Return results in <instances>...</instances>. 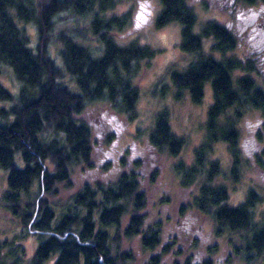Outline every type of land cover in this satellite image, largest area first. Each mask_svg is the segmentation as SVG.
Here are the masks:
<instances>
[{"label":"trees","instance_id":"obj_1","mask_svg":"<svg viewBox=\"0 0 264 264\" xmlns=\"http://www.w3.org/2000/svg\"><path fill=\"white\" fill-rule=\"evenodd\" d=\"M120 2L0 0V62L10 67L19 82L15 93L0 82V170L7 183L2 197L18 215L22 231L38 236L31 264H43L51 254H56L52 264H76L80 259L82 264H121L130 256L118 252L120 237L137 236L148 251L161 242V221L149 222L142 212L146 196L140 169L147 158L142 151L129 157L130 166L123 159L118 161L120 168L126 166L114 182H83L62 203L51 200L60 183L70 184L74 166L93 167L92 128L79 116L88 103H107L127 121L137 116L139 89L133 79L141 62L149 61L155 50L134 38L124 42L116 38L131 25L128 11L107 13ZM160 2L155 25L178 21L179 48L192 54L185 67H169L177 95L185 90L198 103L206 81L212 90L203 137L192 150L191 162L173 164L181 188H195L179 209L184 216L191 210L207 214L215 236L225 230L241 231L242 245L233 244L228 263L233 262L231 257H239L245 264H264V209L257 210L262 197L250 188L240 202L226 203L228 189L216 181L221 172L219 161L210 157L213 144L225 142L232 181L240 179L243 165L251 166L242 164L237 121L241 107H254L264 117V89L247 72L249 62L245 69L238 57L225 55L237 43L225 26L208 19L200 31H194L196 14L187 0ZM202 36L211 38L210 50L218 58L202 51ZM238 68L246 71L233 80L232 72ZM257 136L262 138L259 131ZM185 142L172 131L168 110H157L145 133V149L160 157H175ZM254 160L263 166L257 155ZM156 175L155 169L148 182ZM31 187L36 195L23 203L22 196ZM168 200L165 194L157 203ZM158 258L152 255L148 264H157ZM0 264H4L1 253ZM182 264L197 263L187 257ZM203 264L211 262L207 259Z\"/></svg>","mask_w":264,"mask_h":264},{"label":"rangeland","instance_id":"obj_2","mask_svg":"<svg viewBox=\"0 0 264 264\" xmlns=\"http://www.w3.org/2000/svg\"><path fill=\"white\" fill-rule=\"evenodd\" d=\"M230 1L187 0L196 14L193 30L200 31L202 23L208 19H213L226 27ZM144 7H147L149 12H146ZM161 7L160 0H121L117 6L107 12L119 13L126 10L129 13L131 25L128 30L116 37L120 42L134 38L155 50L149 61L141 62L139 74L133 79L139 89L136 104L137 116L127 121L121 114H115L107 103H88L79 116L92 128L93 167L74 166L71 169L70 184L60 183L51 200L62 203L83 182L91 184L95 181L114 182L119 172L126 166L120 168L118 161L123 159L130 166L129 157L136 151H142L141 154L147 156L140 169V184L146 196V205L142 212L149 222L159 218L162 239L155 250L148 251L140 246L137 236L120 237L118 252H125L128 253L127 256H130L121 264H148L150 257L154 254L159 256L157 264H174L175 262L182 264L187 257L197 264H203V261L207 259L211 264H245L244 261L239 260V257H231L234 263H228L233 244L242 245L240 230H225L221 236H215L213 221L207 214L191 210L184 216L179 209L181 204L190 199L195 188H181L173 164L177 160H182L186 164L191 162L192 150L203 137L206 108L212 101V90L210 82L206 81L203 99L198 103L193 102L185 90H181L177 95V88L169 79V67H185L192 58V54L179 48L181 24L178 21L173 20L160 27L155 25V17ZM141 13H146V17H139ZM233 29L230 32L236 36L237 29L234 27ZM32 30L29 29V32ZM31 38L32 44L35 40L34 32ZM210 40V37L202 36V51L218 58V54L210 50V43H212ZM225 55L238 57L243 66L245 65L243 67L245 69L247 62H251L249 44L242 38L237 39L235 47L227 51ZM252 65L251 62L250 68L246 70L264 89V69L254 71L253 67L256 65ZM246 70L239 68L233 70V80ZM16 81L18 82L10 67L0 62V82L15 93L18 86ZM161 107H165L169 112L172 131L186 140L185 145L175 157H160L155 151L145 149L144 146L145 133L151 125L154 113ZM240 110L237 125L240 133L241 160L242 164L248 163L251 166L243 165L240 179L232 181L228 176L231 159L225 142H215L210 157L219 161L221 172L216 181L222 182L228 189L229 196L226 203L235 205L244 198L247 190L252 188L262 197L261 203L257 204V210L261 212L264 209V117L254 107H241ZM258 131L262 134L259 140L255 138ZM253 153L261 154L262 167L249 163V159H253L252 156L255 155ZM108 164L110 168L106 169ZM155 169L157 175L154 181L149 183L148 178ZM6 190V174L0 170L1 260L4 264H31V254L39 242L38 236L32 232L22 231L18 215L11 212L9 202L2 197ZM165 194L169 200L157 203V199ZM35 195V190L31 187L28 194L22 196L23 203L26 200H33ZM121 223L123 224L124 220ZM213 245L216 248H211ZM21 250L24 251L23 254ZM55 255L51 254L43 261V264H52ZM76 264H82V260L80 259Z\"/></svg>","mask_w":264,"mask_h":264},{"label":"flooded vegetation","instance_id":"obj_3","mask_svg":"<svg viewBox=\"0 0 264 264\" xmlns=\"http://www.w3.org/2000/svg\"><path fill=\"white\" fill-rule=\"evenodd\" d=\"M229 4V17L228 21H226L227 30H234V27L237 29V39L242 38L247 40L251 51L249 58L253 65H256L253 67L254 71L261 68L264 69V2L262 0H231ZM139 7L141 6L139 5ZM144 9L146 12H149L147 7H144ZM145 14L141 13V16L136 15L145 18ZM251 62L249 61L250 64ZM255 138L259 140L257 133L255 134ZM254 156H252L253 159H249V163L251 162L259 166V164L254 162ZM257 156L261 157V154Z\"/></svg>","mask_w":264,"mask_h":264}]
</instances>
